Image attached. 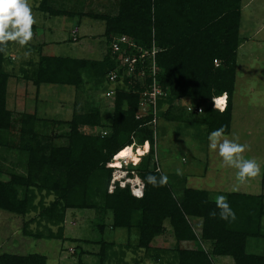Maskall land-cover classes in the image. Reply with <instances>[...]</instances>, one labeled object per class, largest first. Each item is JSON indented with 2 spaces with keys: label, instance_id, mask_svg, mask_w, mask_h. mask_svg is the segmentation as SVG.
<instances>
[{
  "label": "trees",
  "instance_id": "obj_1",
  "mask_svg": "<svg viewBox=\"0 0 264 264\" xmlns=\"http://www.w3.org/2000/svg\"><path fill=\"white\" fill-rule=\"evenodd\" d=\"M46 3L47 0H42L41 10L52 12ZM96 17L105 22L106 57L98 62L43 56L38 68L30 74L35 86L60 84L80 88L85 73L99 78L100 83L104 79L108 81V74L117 67L110 49L113 37L126 35L144 48H151L154 40L160 50L156 55L158 80L167 92V97L159 101V116L160 109L168 104L164 116L169 121L186 120L194 126L205 125L209 133L226 126L225 134L230 133L238 55L244 43L240 35L242 0H120L117 15ZM215 60L221 62L218 67ZM4 63V53H0V147L5 152L19 151L20 165L25 173L0 168V211L27 216L36 209L34 203L38 194L43 197L53 195L55 201L49 206L40 202L41 217L47 219L48 225L58 226L57 234L47 228L49 238H63L67 211L96 209L101 200L102 210L113 215L114 229L137 230V249L155 253L162 251L154 249L152 241L164 232V221H170L173 235L179 242H188L196 241L191 221L202 220L201 237L211 242L213 256L231 257L235 264H264V255L246 251L249 239L264 237L263 196L231 193L227 201L235 211L236 219L229 222L220 219L219 209L215 201L209 199L207 191L187 189L179 202L169 184L153 187L147 183L145 178L150 173L158 178L161 174L156 168L150 169L155 154L154 131L148 124L152 118L136 119L140 95L128 87L127 78L116 87L110 125L102 122L99 108H93L90 113H75L69 122H56L59 127L68 129L60 134L65 142L56 144L52 138L37 131L39 121L47 123L37 112L22 114L18 121L7 108L9 74ZM27 75L25 77L29 78ZM225 93L228 96L225 111L213 109V99ZM182 99L196 107L203 105V113H190L185 108L180 116L172 115L174 103ZM17 124L21 133L18 143L9 138L11 129ZM82 127H102L107 135H87ZM145 140L150 142V152L141 158L139 166L133 168L130 164L126 167L127 173L135 172L144 182L143 198L133 196L129 185L124 188L117 185L110 193L116 169L108 165L113 157L125 146H143ZM211 211L217 212L215 218L209 216ZM27 228H24L27 235L44 237L42 231L33 233ZM104 229V225H100L101 233ZM100 245L103 264L109 256L107 246L112 247V244L101 240ZM176 258V264H213L210 255L200 249H176ZM0 264H47V259L35 253H5L0 256Z\"/></svg>",
  "mask_w": 264,
  "mask_h": 264
},
{
  "label": "rangeland",
  "instance_id": "obj_2",
  "mask_svg": "<svg viewBox=\"0 0 264 264\" xmlns=\"http://www.w3.org/2000/svg\"><path fill=\"white\" fill-rule=\"evenodd\" d=\"M29 2L37 21L33 26V40L24 48L10 43L7 55L4 54V69L9 74L7 108L18 121L22 114L37 112L38 117L47 122L39 121L37 131L52 138L56 144H63L65 140L60 138V134L68 132L67 128L59 127L56 122H69L75 113H90L93 108H99L102 122L110 125L115 99L108 98L106 92L118 84L112 85L106 79L100 83L99 78L85 73V81L80 88L60 84H41L37 87L30 74L38 68L43 56L102 61L108 53L105 22L96 16L117 15L120 0H47L46 6L52 12L41 10L42 0ZM242 3L241 36L247 42L244 49L239 50L232 127L227 136L230 139L238 137L239 143L249 146L243 155L247 159L257 160L261 174L239 186L238 191H233L236 170L222 167L221 158L209 150L207 126H194L186 120L169 121L164 116L168 104L163 105L155 129V154L150 169H159L160 173L168 176V184L179 202L187 189L207 191L211 201H215L218 195L228 199L231 193L264 197V0H242ZM74 32L78 34L76 40L73 39ZM29 49L31 53L25 57ZM26 74L29 78L25 77ZM190 103L186 99L176 101L171 114L180 116ZM81 130L95 136H101L103 131L102 127H82ZM20 136V126L17 124L11 129L9 138L18 143ZM4 150L0 147V168L25 173L20 165L19 151ZM177 169H181L183 174L177 175ZM114 173L117 176L127 173L126 167L113 172L111 192L127 181H131L126 186H130L132 195L133 189L140 187L135 184V172L120 176L115 181ZM41 201L47 207L55 201V197L38 194L34 203L36 209H32L27 216L0 211V256L5 253H35L45 256L47 264H102L99 255L102 240L112 244V247L107 246L108 255L112 258L106 257L103 264H176V249H200L210 255L213 264H235L231 257L213 256L211 242L201 237L202 220H196V223L191 221L196 241L179 242L173 235L170 221L166 220L163 223L164 232L152 241L154 249L162 250L156 252L159 255L137 249L138 231L114 229L113 215L102 210L101 200H98L100 207L96 206V209L68 210L63 224L64 237L49 238L47 228H52L57 234L58 226L48 225L47 219L41 217ZM100 225L105 227L103 233L100 232ZM26 226L33 233L42 231L44 237L27 235L24 232ZM262 230L264 232V217ZM246 251L264 255V237L249 239Z\"/></svg>",
  "mask_w": 264,
  "mask_h": 264
},
{
  "label": "clouds",
  "instance_id": "obj_3",
  "mask_svg": "<svg viewBox=\"0 0 264 264\" xmlns=\"http://www.w3.org/2000/svg\"><path fill=\"white\" fill-rule=\"evenodd\" d=\"M37 23L36 18L32 11V5L29 0H0V53L7 55L8 46L10 43L18 44L21 48L27 46L34 37L33 26ZM31 53L29 49L25 52V57H28ZM203 111V110H201ZM223 111V109H221ZM226 126H221L211 131L207 137L208 148L210 151L215 152L221 158L222 167H230L235 169L236 184L233 187V191H238L239 186L245 184L250 179H254L261 174V166L255 158L247 159L244 157V153L249 150L247 144H241L238 142L239 138L235 137L230 139L226 134ZM155 135V134H154ZM143 149L141 150V148ZM150 142L145 140L144 145L136 148V154L131 156L132 146H125L113 157L114 161H119L121 158L130 156L133 168L139 166L142 162L141 158L150 152ZM128 159H124V164L128 163ZM108 167L123 170L125 167L119 163H110ZM159 172L160 170L157 169ZM177 175H182L181 169L176 170ZM127 173H120L117 176L114 173L115 179H119L120 176H125ZM148 184L153 187H164L168 184L169 178L166 174L161 173L159 178L151 173L145 178ZM127 181L121 184V187H125ZM135 184L140 187L133 189V195L137 199L143 198V182L137 176L135 178ZM112 191V188H109ZM215 204L219 209V217L225 221H235L236 214L227 201V197L224 195H218L215 197ZM216 211L209 212V216L215 218Z\"/></svg>",
  "mask_w": 264,
  "mask_h": 264
},
{
  "label": "built area",
  "instance_id": "obj_4",
  "mask_svg": "<svg viewBox=\"0 0 264 264\" xmlns=\"http://www.w3.org/2000/svg\"><path fill=\"white\" fill-rule=\"evenodd\" d=\"M77 32H74L73 38L76 40ZM110 49L112 58L117 67L108 74V82L110 84H122L124 78L129 80V88L140 95L139 108L136 114L137 120H143L146 117H151L152 120L148 122L154 131V139H156V125L159 118V101L167 97V92L163 90L158 80V68L156 55L160 51L153 40L151 48H144L138 46L132 38L126 35L115 36L110 42ZM214 64L218 67L221 62L215 60ZM122 71V73L120 72ZM116 94V87L109 89L106 92L108 98H114ZM224 98V103L221 105L220 100ZM228 104L227 94L213 99V109L225 111ZM190 113L202 114L203 107H196L188 104L186 107ZM221 111V112H223ZM102 135H107L106 131H102ZM132 148H137L135 144ZM140 148V147H139ZM128 163L124 164V159L119 161L112 160L111 163H119L124 167H128L131 163V158ZM116 169V168H115ZM120 170V169H116Z\"/></svg>",
  "mask_w": 264,
  "mask_h": 264
},
{
  "label": "bare ground",
  "instance_id": "obj_5",
  "mask_svg": "<svg viewBox=\"0 0 264 264\" xmlns=\"http://www.w3.org/2000/svg\"><path fill=\"white\" fill-rule=\"evenodd\" d=\"M224 98L220 100V104L222 105L224 103ZM143 148V147H142ZM136 154L135 148H132L131 156H134ZM130 158V156H128ZM121 159H126V158H121ZM117 180V179H116ZM119 180V179H118ZM135 186V185H134Z\"/></svg>",
  "mask_w": 264,
  "mask_h": 264
},
{
  "label": "crops",
  "instance_id": "obj_6",
  "mask_svg": "<svg viewBox=\"0 0 264 264\" xmlns=\"http://www.w3.org/2000/svg\"><path fill=\"white\" fill-rule=\"evenodd\" d=\"M242 17H243V3H242ZM241 23H242V21H241ZM241 26H242V25H241ZM241 32H242V30L240 29V35L242 34ZM241 37H242V36H241ZM242 38H243V37H242ZM243 41H244V43L242 44V46L240 47V49H244V47H245V45H246V42H247L246 39L243 38ZM240 49H239V50H240ZM238 56H239V55H238Z\"/></svg>",
  "mask_w": 264,
  "mask_h": 264
}]
</instances>
